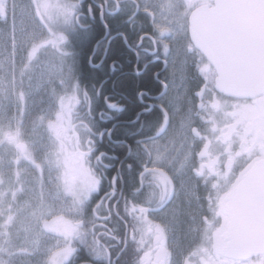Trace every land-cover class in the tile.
I'll return each instance as SVG.
<instances>
[{"label": "snow or ice", "instance_id": "1", "mask_svg": "<svg viewBox=\"0 0 264 264\" xmlns=\"http://www.w3.org/2000/svg\"><path fill=\"white\" fill-rule=\"evenodd\" d=\"M5 3L6 0H0V12ZM18 7L22 17L21 30L26 33L19 85L15 79L7 81L0 78V145L15 149L10 161L0 157V264H17L13 259L17 253L26 257L19 264H116L111 251L113 246L106 243L105 238L118 240L125 250L131 248L135 253L134 258L125 264H171L170 252L166 247L167 226L163 221H156L150 216L151 212L163 206L170 185V179L163 168L156 166L165 163L158 146L143 140L137 141L138 145H142V150L138 148L134 153L139 161V170L135 173L130 193L125 196L115 186L106 193L113 200L117 195L123 197L124 217L120 218H128L125 220L126 231L122 235H114V229L108 227L112 219L111 208L102 209L101 202L94 199L102 189V173L98 176L83 166L86 153H79L77 164L71 167L63 154L67 132L65 113L68 107L64 99L60 98V109L53 110L54 119L42 111L32 121L33 129H44L51 143V146L40 145L44 152L39 161L35 149L30 147L36 140L25 142L23 138L22 113L8 115L4 101L14 97L18 104L26 102L28 92L24 88L23 76L28 70H34V62L40 59L42 52L49 48L55 49L59 53L61 66L58 74H54L50 67L47 75L42 71L40 84L51 83L54 75H65L62 64L68 55L65 51V45L69 43L67 32H74L77 27L87 28L82 21L91 13V6H86L84 0H30L28 4H20ZM98 7L102 10L101 15L104 10L115 15L121 9V0H112L111 7L106 4ZM173 8L171 0L168 4L160 5L157 19L151 0H146L144 4V10L151 12V23L159 34V40H163L171 31L168 19L175 15ZM25 20L32 22L31 31L23 26ZM54 24H60L61 29L56 30ZM164 51H168L167 44L164 45ZM14 55L15 43L8 59L11 61ZM32 87L29 83L28 88ZM51 94L57 96L54 87ZM200 96L198 107L201 111L196 114L208 122L207 134L191 127V115L183 125L192 132L193 143L196 140L203 142L198 152L200 162L194 167L197 176L206 178L217 171V156L212 150L214 141L224 145L229 164L233 158L231 147L234 135L240 137L242 150H247L248 145H259L264 151V120L258 127L249 116L250 109L246 106L230 105L221 96L207 100L202 94ZM160 131L157 128L156 134ZM130 155H133L131 151ZM190 156L191 153L185 156L182 167ZM103 157L101 153L98 165L103 164ZM22 160L34 165L39 175L29 173L25 176L26 168L21 166ZM149 162L153 167L148 166ZM9 163L13 167L7 169L6 175L5 166ZM128 168L131 172L133 165H128ZM45 169L48 172L47 183L44 179ZM21 196L24 198L21 199ZM116 215L120 216L119 211ZM21 233L23 245L18 246L14 241ZM149 237H154L155 243L145 250Z\"/></svg>", "mask_w": 264, "mask_h": 264}, {"label": "trees", "instance_id": "2", "mask_svg": "<svg viewBox=\"0 0 264 264\" xmlns=\"http://www.w3.org/2000/svg\"><path fill=\"white\" fill-rule=\"evenodd\" d=\"M104 1L84 0L86 6H91V13L82 21L88 27H77L76 31L69 32L67 47L75 62L74 83L79 89H94L93 116L103 126L114 125L112 139L106 138L98 146V151L111 152L105 156L110 167L108 176L103 178L101 193L110 188V181L120 168L127 196L139 170L134 153L138 148L142 150V145L137 141L147 143L157 137L156 129H161L166 121L165 108L156 97L163 91V81L172 79L171 67L165 66V61L171 59V52L169 47L164 51V39H157L159 34L152 26L151 12L142 11L136 3L122 7L118 14L105 13L101 17L98 5ZM192 69L190 67L187 75L186 96L196 101L195 91L202 85L203 78ZM148 100L154 104L151 109L144 110L150 106L145 103ZM130 164L133 165L131 172ZM148 166L152 164L149 162ZM123 205L122 199L118 205L120 217H124ZM120 217H114L108 224L115 235L125 232L128 218L122 220ZM105 242L111 244L113 239L105 238ZM120 247L121 244L118 250Z\"/></svg>", "mask_w": 264, "mask_h": 264}, {"label": "rangeland", "instance_id": "3", "mask_svg": "<svg viewBox=\"0 0 264 264\" xmlns=\"http://www.w3.org/2000/svg\"><path fill=\"white\" fill-rule=\"evenodd\" d=\"M30 0H9L8 3V15L6 20L0 17V78H5L7 81L15 79L17 85L20 81V65L25 56V49L23 48V42L26 39V33L22 31V17L20 15L19 5L28 4ZM143 8L146 0H137ZM184 3V2H183ZM182 0H180L181 7L183 9ZM168 4V0H151L153 10L157 12V19H159L160 5ZM184 11V10H183ZM27 31H31L32 22L25 20L23 25ZM53 27L56 30L61 29L60 24H54ZM71 31L67 32L68 33ZM171 50L172 58V79L169 87V91L164 97V106L166 107L167 118L163 124L161 131L154 139L149 140L148 144H154L158 146L159 151L165 159L163 165H156L163 168L165 174L170 180L176 182V187L183 191H190L188 195L193 196V190L195 189V182L197 176L194 172V167L198 166L200 157L198 152L202 147V141L193 140L188 137V129L185 128L184 121L191 115V124H197L200 126L202 134H207L209 124L206 120H202L200 115H196L197 103L200 101L196 98L193 101L190 97L186 96V86L184 84L183 77V59L180 57L178 62L179 49L182 48V39L171 32L167 34L164 40ZM15 43V55L10 61L8 59L9 53L13 51V44ZM65 51L68 55L64 58L62 68L63 77L58 75L53 76L51 83L45 82L42 85L41 73L47 75V70L50 67L54 74H58L61 66V60L59 53L55 49L49 48L46 52H42L40 59L34 62V70L30 69L25 72L23 76L24 88L28 92L26 102L17 103L13 97L11 100H5L4 104L8 115L14 116L18 113H22L23 119V138L25 142L36 140L35 144H30L31 148L35 149V156L37 161L43 158L44 149L40 147L41 144L51 146L48 133L44 129L35 131L33 129L32 121L42 111L45 112L50 118L54 119L53 110L60 109V98L64 99L67 104V111L65 113V124L67 128L66 137L64 139V155L67 157L68 165L75 166L78 160L79 153H86L83 166L94 170V161L88 157L89 149H91V142L89 140L90 134L96 132L97 125L93 119V106L95 101V92L92 87L86 89H79L74 83L75 76V62L71 56L67 44L65 45ZM39 65V66H35ZM208 63L203 59L200 61L199 68L204 70V76L206 78L205 89L207 92H212L213 77L212 72H208ZM69 69L71 74L68 75ZM29 77L31 80L29 81ZM31 83L32 89L28 88V84ZM53 87L56 90L57 96H52ZM206 99V98H204ZM51 105V109L49 108ZM196 108V109H195ZM73 141L71 143V141ZM75 139V140H72ZM66 146H68L66 150ZM67 152L69 153L67 155ZM15 153V149L7 145H0V157L5 160H11ZM191 153L188 161L181 166L184 162L185 156ZM21 166L26 168L24 175L29 173L39 172L35 169L27 160H22ZM11 163L5 166V173L8 174L7 169L12 168ZM153 167V165L151 166ZM48 172L45 169L44 179L47 183ZM186 196V195H183ZM24 197L21 196V199ZM199 219V218H197ZM18 246L23 245V234L17 237L14 241ZM7 259V256H5ZM26 257L22 253H17L13 259L17 264Z\"/></svg>", "mask_w": 264, "mask_h": 264}, {"label": "flooded vegetation", "instance_id": "4", "mask_svg": "<svg viewBox=\"0 0 264 264\" xmlns=\"http://www.w3.org/2000/svg\"><path fill=\"white\" fill-rule=\"evenodd\" d=\"M136 3L137 0H121V8L133 6ZM182 3L185 15H188L201 5H207L209 8L215 6V0H182ZM100 4H106L108 7H111L112 0H105L104 3ZM139 8L145 11L141 5ZM99 9L101 14L102 10L100 7ZM105 13L110 14L107 10H104ZM104 58H102L99 64L102 63ZM207 63L209 66L208 72H212V77L214 78L212 84L213 95L215 97H223L230 105L246 106L250 109L249 116L259 127L260 122L264 120V92L251 96H235L217 91L213 87L215 86L218 73L217 68L212 63L208 61ZM166 94L167 91L163 90L156 97L159 104H163ZM145 103L150 104V106L144 108V110L151 109L154 104L151 100ZM93 119L98 129L89 136L91 151L88 152V157L94 161L93 167L98 176L102 173L103 181V178L108 176L107 172L109 168H105L103 165H110L105 160V156L111 152L105 150L98 151V146L99 142L104 139H112L111 132L114 125L112 127L103 126L96 120L95 116H93ZM67 148L68 146H66V150ZM212 150L217 156V163L215 165L217 171L206 178L205 176H195L196 182L193 196L188 195L190 191L181 190L176 187V182L170 180L168 196L163 206L160 210L150 213V216L154 220L163 221L167 226L166 247L170 252L171 264H264V251L249 256H235L227 254L224 251V248L232 241L231 237L228 236V232L234 208L233 200L227 197L233 189L251 176L257 166L261 165L260 168H264V151L260 149L259 145H248L247 150H242L241 140L237 135H234L232 138L231 151L233 158L231 164H229L228 153L225 151L224 145L214 141ZM101 153L104 154L103 164L98 165L97 160ZM118 172L112 177L110 188L103 193L100 191L99 197L96 200L101 202L102 209L111 208L112 219L120 217L116 215L119 205L117 201L120 203L123 197L117 195L113 200L107 197L106 193L111 191L113 182H115L116 188L124 193L125 186L123 180L120 178V168ZM258 178L259 190L255 192L256 197L254 201L256 204L248 209L256 212L259 220H264V172L259 173ZM246 210L244 208L245 212ZM118 242L113 239V243L109 244L113 246L111 249L117 252L113 254V260L116 261V264H125L126 261H131L134 258L135 253H133L131 248L125 250L123 246L118 250V246H120ZM153 243H155L154 237H149L144 246L145 250ZM124 251L127 252H125L126 255ZM117 256L119 257L118 261ZM122 256L126 258L123 259Z\"/></svg>", "mask_w": 264, "mask_h": 264}, {"label": "water", "instance_id": "5", "mask_svg": "<svg viewBox=\"0 0 264 264\" xmlns=\"http://www.w3.org/2000/svg\"><path fill=\"white\" fill-rule=\"evenodd\" d=\"M189 35L217 68L215 82L220 91L235 96L264 92V0H215L213 8L198 6L189 15ZM260 166L227 197L234 203L228 232L232 241L224 248L227 254L249 256L264 251V220L248 209L256 204L258 175L264 172Z\"/></svg>", "mask_w": 264, "mask_h": 264}, {"label": "built area", "instance_id": "6", "mask_svg": "<svg viewBox=\"0 0 264 264\" xmlns=\"http://www.w3.org/2000/svg\"><path fill=\"white\" fill-rule=\"evenodd\" d=\"M171 4L174 6L173 11L175 15L173 16V19L171 21V27L174 30V32L178 33L181 36L185 35V23L182 14L180 13V10L177 5V0H171ZM195 51L193 48L186 47L184 48L183 57L184 61L186 62V58L189 55H194ZM198 60L195 59L194 61H191V64H197ZM196 128V127H194Z\"/></svg>", "mask_w": 264, "mask_h": 264}, {"label": "bare ground", "instance_id": "7", "mask_svg": "<svg viewBox=\"0 0 264 264\" xmlns=\"http://www.w3.org/2000/svg\"><path fill=\"white\" fill-rule=\"evenodd\" d=\"M8 3H9V0H6L5 6L3 8V11L0 12V17L5 19V20H6L7 15H8Z\"/></svg>", "mask_w": 264, "mask_h": 264}]
</instances>
